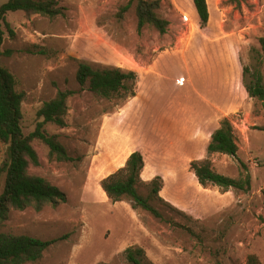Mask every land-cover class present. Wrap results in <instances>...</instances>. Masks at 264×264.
<instances>
[{"label": "rangeland", "instance_id": "374dc122", "mask_svg": "<svg viewBox=\"0 0 264 264\" xmlns=\"http://www.w3.org/2000/svg\"><path fill=\"white\" fill-rule=\"evenodd\" d=\"M7 0H0V5ZM64 15L49 19L9 12L0 63L24 93L21 125L34 130L42 104L71 90L66 125L46 123L69 161H50L48 147L33 146L40 164L29 173L59 187L66 202L40 211L12 210L0 231L55 240L39 261L25 264H135L125 249L141 248L139 264H264V108L245 83L264 79V0H206L201 24L192 0H161L169 20L160 36L136 27L135 1L59 0ZM78 61L134 71L131 92L101 98L76 80ZM223 119L231 123L235 156L207 149ZM133 153L141 155L136 188L151 196L156 217L123 197L113 201L102 182L125 177ZM7 146L0 142V193ZM241 181L244 188L202 184L191 163ZM249 177V187L245 180ZM157 192L154 193L153 189Z\"/></svg>", "mask_w": 264, "mask_h": 264}, {"label": "trees", "instance_id": "16d2710c", "mask_svg": "<svg viewBox=\"0 0 264 264\" xmlns=\"http://www.w3.org/2000/svg\"><path fill=\"white\" fill-rule=\"evenodd\" d=\"M135 1L134 12L138 31L149 26L160 36L168 29L169 20L161 13V0H129L121 7L119 14L125 13ZM201 24L209 18L206 0H192ZM230 5L239 6L242 0H226ZM22 11L27 16L41 15L54 19L64 15L65 8L59 0H7L0 5V56L9 55L10 50L3 49L5 30L10 38L15 33L6 20L9 12ZM261 50L264 52V36L259 38ZM76 80L82 87L94 95L111 99L127 96L135 80L134 71H123L118 67H93L83 61H78ZM246 91L251 98L260 101L264 108V79L259 70L253 73V79L245 83ZM73 94L71 90H58L53 98L44 102L37 111L42 120L37 121L33 131L25 134L22 129L21 103L24 93L16 88V80L9 69L0 63V142L7 146L8 161L2 169L5 173L4 187L0 193V227L8 220L12 210L32 208L40 211L43 208L57 207L66 202V194L47 179L29 173L30 166L40 164L38 153L33 146L34 140H39L48 147L50 161H69L63 144L56 134H49L45 129L46 123L58 127L66 125L65 116L68 111L67 98ZM207 149L210 153H223L235 156L238 144L234 129L228 119H223L213 132ZM141 155L133 153L128 161L125 177H110L102 182L107 196L113 201L129 198L133 207H140L160 217L159 211L150 203L151 196L142 195L136 188ZM191 168L202 184L212 183L224 188H244L241 181L222 175L211 168V163H191ZM249 187V177L245 180ZM156 193L157 189L154 188ZM55 240H41L26 234H12L0 231V264H25L39 261L45 249ZM125 255L135 264L140 263L136 254H141V248H127ZM246 264H262L255 254L247 256Z\"/></svg>", "mask_w": 264, "mask_h": 264}]
</instances>
